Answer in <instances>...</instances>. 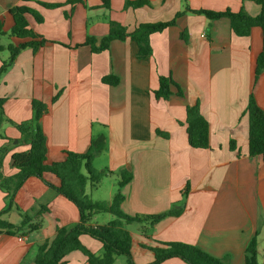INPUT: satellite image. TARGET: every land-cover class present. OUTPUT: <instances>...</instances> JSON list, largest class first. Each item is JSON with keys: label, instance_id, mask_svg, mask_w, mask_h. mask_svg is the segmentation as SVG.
<instances>
[{"label": "crops", "instance_id": "obj_1", "mask_svg": "<svg viewBox=\"0 0 264 264\" xmlns=\"http://www.w3.org/2000/svg\"><path fill=\"white\" fill-rule=\"evenodd\" d=\"M71 1L0 0V23L6 33L0 37V46L20 42L7 35L13 25L9 9L18 5L41 17V22L26 18L29 27L50 42L36 51H20L0 76L6 117L14 122L28 121L32 100L46 104L40 124L47 139V156L57 162L64 159V152H85L90 138L103 133L106 146L101 154L105 158L99 166L94 164L95 158L93 166L109 170L110 177L122 167L131 169L132 179L120 189L125 214L156 215L181 208L179 216L165 217L145 235L141 228L148 227L146 222L136 223L135 228L125 226L132 238L135 264L152 261L151 252L143 246H154L155 241L192 244L215 258L227 257L225 264H244L245 246L254 235L257 260L264 264V160L248 156V118L244 113L250 92L264 109V73L257 79L253 76V56L264 51L259 28H253L250 37H239L225 18L209 21L203 15L185 12L173 26L150 35L152 53L146 59L135 58L137 46L128 39L113 40L99 53L83 45L87 36L97 41L105 37L109 21L130 33L139 24L171 21L186 6L208 11L243 9L252 17L261 7L251 0H147L148 6L124 8L125 0H110L105 9L100 0ZM41 4L61 6L47 9ZM182 32L186 41L180 37ZM7 59L8 52L6 57L0 56V65ZM108 75L117 77L118 84H103L101 78ZM160 76H169L183 96H177L172 86L168 100L155 99L152 91ZM58 92L57 101L51 103ZM196 101L208 122L207 149L187 144L185 108ZM156 130L168 137L156 135ZM19 138L12 125L1 124L0 148L7 147L1 168L5 176L16 173L10 166L11 155L29 149L28 144L12 145L9 141ZM230 140L234 141L233 150ZM44 179L57 185L51 175ZM186 184L189 191L183 201ZM24 190L30 194L28 209L19 202ZM92 191L86 187L90 198ZM109 196L106 202L113 197ZM14 201L17 209L2 216L14 225H19L22 215L33 216L41 207L48 211L38 231L24 228L15 235L0 233V264H33L38 245L51 240L58 227L79 221L77 208L35 177L25 181ZM6 206L0 191V212ZM23 208L27 213L22 214ZM100 215L92 217L93 225L111 220L99 222L96 217ZM79 239L89 251L101 254L99 241L87 235ZM65 264L86 262L80 252L73 251ZM160 264L186 263L170 258Z\"/></svg>", "mask_w": 264, "mask_h": 264}, {"label": "trees", "instance_id": "obj_2", "mask_svg": "<svg viewBox=\"0 0 264 264\" xmlns=\"http://www.w3.org/2000/svg\"><path fill=\"white\" fill-rule=\"evenodd\" d=\"M72 3L71 0H66ZM103 8H109L110 0H100ZM261 7L260 13L249 16L243 9L233 12L229 9L223 11L191 10L187 6L182 12L175 15V18L168 22L143 23L139 24L132 32L128 33L121 24L109 21L108 33L105 37L97 41L93 37L87 36L83 45L89 46L91 51L99 53L109 48L113 40L124 41L128 39L137 46L136 59H146L151 56L150 35L159 33L167 27L173 26L176 19L190 12L206 17L209 21L225 18L229 21L232 33L239 37H250L253 28L260 30V38L264 40V0H251ZM47 9L60 7V4H41ZM148 6L147 0H125L124 8ZM13 25L7 34L20 42L16 45L8 44L0 46V52L7 51L8 59L1 61L0 76L12 64L20 51L30 48L33 51L50 44L41 36L37 35L28 25L27 16H31L36 22H41V17L32 9L25 5H18L9 9ZM6 35L0 23V37ZM185 33L180 37L185 40ZM264 73V51H260L253 56V76L257 79ZM101 82L105 85L115 86L119 80L113 75L104 76ZM177 89L176 95L183 96L179 87L169 76L158 78V87L152 91L155 99L168 100L172 95L171 87ZM59 92L52 98L51 103L57 101ZM4 99L0 98V126L3 122L12 125L20 134V138L9 140L12 145L28 144L29 149L24 152H16L11 155L10 166L16 170L11 176L3 175L2 161L7 153V147L0 148V191L4 193L6 208L0 212V233L15 235L22 232L24 228L27 232L38 231L42 225L43 214L48 210L46 207L39 208L33 216L22 215L19 225H14L5 220L2 216L10 209L15 208V195L30 177H35L51 187L57 194L70 201L78 210L79 221L70 226L58 227L51 240H46L36 247L33 264H65L66 256L78 251L85 258L86 264H114L119 256L125 258V264H135L133 262L131 246L132 238L125 229L126 225L132 223L146 222L148 227H142L141 233L145 235L148 228L152 227L165 217H177L181 213L180 209L171 208L169 211L156 215H134L129 216L121 209L123 195L121 187L132 179V171L125 166L118 170L117 191L110 202L93 201L86 193V187L95 189L108 174H112L107 169H96L93 160L101 154L106 146V137L103 133L90 138L88 147L83 153L64 152L62 161H51L47 156V139L41 128L40 120L47 111V105L38 100L31 101L32 116L28 121L14 122L6 117L3 112ZM244 113L248 118V156H261L264 160V109L256 102L254 95L250 92ZM185 125L187 134V144L194 149H207L209 147V127L207 120L201 114L199 102L187 105L185 108ZM156 135L167 138L168 135L158 130ZM229 148H235L234 141L230 140ZM45 175H51L57 181L53 186L45 179ZM189 191L186 184L182 190V200L184 201ZM182 201V203H183ZM181 203V207H182ZM17 209V207H16ZM110 214L113 219L104 225H93L92 217L97 214ZM87 235L102 245L101 254L97 255L89 251L80 242V236ZM152 254V261L149 264H160L170 258H178L186 264H225L227 257L215 258L200 248L183 242L161 243L155 241V245L145 247ZM257 239L254 235L246 244L244 249V264H259L257 260Z\"/></svg>", "mask_w": 264, "mask_h": 264}, {"label": "rangeland", "instance_id": "obj_3", "mask_svg": "<svg viewBox=\"0 0 264 264\" xmlns=\"http://www.w3.org/2000/svg\"><path fill=\"white\" fill-rule=\"evenodd\" d=\"M6 43V41H4ZM7 52H3L0 53L1 57H6ZM5 123V122H3ZM95 161L94 164L96 166H99L101 164H103L104 161V155L103 154H99L97 157H95ZM116 174V175H114ZM113 174V176H107L105 178H103V180L100 182V184L93 189L92 191V197L91 199H93L94 201H106L109 199V195H114L115 191H116V183L118 181V172H115ZM19 202L22 205V207H24L25 209H28L29 205H30V194L27 190L22 191V193H20L19 195ZM15 203V201H14ZM7 205V204H6ZM16 205V204H15ZM23 208V209H24ZM23 210L24 212H22V214H25L27 212V210ZM97 221L101 222L104 221L105 219L109 218V219H113L112 215L109 214H101L99 217H96ZM131 226L133 228L137 227L136 223H132ZM100 244V243H99ZM116 263L115 264H125V258L123 256H119L116 258Z\"/></svg>", "mask_w": 264, "mask_h": 264}]
</instances>
